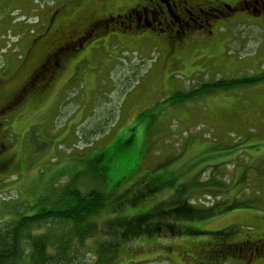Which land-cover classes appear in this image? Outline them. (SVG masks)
Masks as SVG:
<instances>
[{"label":"rangeland","instance_id":"rangeland-1","mask_svg":"<svg viewBox=\"0 0 264 264\" xmlns=\"http://www.w3.org/2000/svg\"><path fill=\"white\" fill-rule=\"evenodd\" d=\"M92 3L103 11L120 4L0 0V112L39 63L45 45H30L49 19H70ZM109 37H94L88 46L95 53L71 61L45 95L33 89L0 114V222L60 206L55 200L66 188L107 190L119 208L109 203L94 220V235L75 240L82 264H264V255L219 254L223 245L264 236V81L198 92L207 82L264 75V33L219 36L212 48H198L214 58L205 64L191 57L171 63L165 48ZM153 169L174 178L195 211L162 215L159 234L157 226L124 239L113 218L168 202L171 190L136 198ZM48 229L42 223L32 232Z\"/></svg>","mask_w":264,"mask_h":264},{"label":"flooded vegetation","instance_id":"flooded-vegetation-1","mask_svg":"<svg viewBox=\"0 0 264 264\" xmlns=\"http://www.w3.org/2000/svg\"><path fill=\"white\" fill-rule=\"evenodd\" d=\"M117 1L120 4L115 9L107 6L103 11L104 7L92 3L70 19H49L47 28L30 45V48L37 43L45 45L39 63L11 93L3 109L14 104V100L28 99L33 88L39 96L45 95L71 61L80 64L88 53H95L96 47L88 43L98 35L108 34L111 42L119 44H126L121 38L127 39L130 47L139 49L147 45L165 48L171 63H182L191 57L194 64H205L214 58L201 55L198 48H212L219 36L248 30L253 34L264 33V0ZM34 73L41 76L36 78ZM220 250L221 256L250 252L256 259L264 255V236H249L239 244L223 245Z\"/></svg>","mask_w":264,"mask_h":264},{"label":"trees","instance_id":"trees-1","mask_svg":"<svg viewBox=\"0 0 264 264\" xmlns=\"http://www.w3.org/2000/svg\"><path fill=\"white\" fill-rule=\"evenodd\" d=\"M38 76L41 75L34 73V77L38 78ZM262 81H264V75L240 77L231 80L222 79L205 83L206 86L201 87L198 92L203 91L202 93L212 94L218 90L246 87ZM22 100H14V104L3 109L0 114L9 110L11 106L24 103ZM155 172L157 170L153 169L142 178V183H145L146 186L138 190L136 198H144L150 194H160L162 191L171 190L168 202L165 203L163 200L152 203V206L134 215L129 213L128 217L123 220L113 218L109 223L113 224L114 228L124 231L120 233L124 239L141 230H143L141 233H146L157 226L155 229L159 234L161 225L158 220L162 215L174 219L180 211L185 216H189L190 211H195L191 203L182 200V193L179 186H176L177 181L174 178L167 175L157 176L154 174ZM129 176L133 177L134 175ZM114 194V192H108L107 190H93L83 193L77 187L66 188L59 199L55 200V203L58 202L60 206L48 209L42 208L34 215L15 216L16 218L0 222V264H74V262H80L79 256H77L78 248L74 242L79 240L78 242L82 244L85 239L94 235V220L109 208V203L112 204V208H119L115 205ZM120 198L121 195L116 197V199ZM135 199L127 200L128 204L126 205H134ZM168 203L171 204L168 205ZM171 205L173 207H169ZM229 209L231 210L232 207H229ZM189 220H191V216L190 219H187V221ZM42 223L49 225L48 232L33 234L34 228L39 227ZM59 224L67 225L64 234H54V228ZM166 226H169V222L166 223ZM185 228L188 229V227ZM188 232L195 233L192 229H188ZM219 232L222 234L228 233V231ZM74 237L75 239H71Z\"/></svg>","mask_w":264,"mask_h":264}]
</instances>
